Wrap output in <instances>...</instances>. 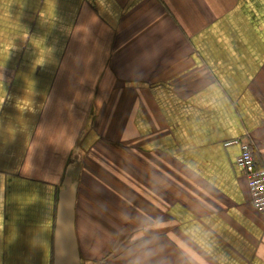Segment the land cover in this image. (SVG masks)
I'll use <instances>...</instances> for the list:
<instances>
[{"label": "crops", "instance_id": "crops-1", "mask_svg": "<svg viewBox=\"0 0 264 264\" xmlns=\"http://www.w3.org/2000/svg\"><path fill=\"white\" fill-rule=\"evenodd\" d=\"M0 100V264H55L70 172L83 264H264V0H0Z\"/></svg>", "mask_w": 264, "mask_h": 264}, {"label": "water", "instance_id": "water-1", "mask_svg": "<svg viewBox=\"0 0 264 264\" xmlns=\"http://www.w3.org/2000/svg\"><path fill=\"white\" fill-rule=\"evenodd\" d=\"M79 181L74 172L66 175L59 194L55 233V264H83L76 230Z\"/></svg>", "mask_w": 264, "mask_h": 264}, {"label": "built area", "instance_id": "built-area-1", "mask_svg": "<svg viewBox=\"0 0 264 264\" xmlns=\"http://www.w3.org/2000/svg\"><path fill=\"white\" fill-rule=\"evenodd\" d=\"M225 145L240 147L241 152L237 159V165L249 180L253 205L264 212V167L258 166L253 149L247 141L236 138L227 141Z\"/></svg>", "mask_w": 264, "mask_h": 264}, {"label": "rangeland", "instance_id": "rangeland-1", "mask_svg": "<svg viewBox=\"0 0 264 264\" xmlns=\"http://www.w3.org/2000/svg\"><path fill=\"white\" fill-rule=\"evenodd\" d=\"M82 150H83V148H82ZM79 154H81V157L83 158L84 157V155H85V153L82 151V152H78ZM99 165V163H97V166Z\"/></svg>", "mask_w": 264, "mask_h": 264}, {"label": "clouds", "instance_id": "clouds-1", "mask_svg": "<svg viewBox=\"0 0 264 264\" xmlns=\"http://www.w3.org/2000/svg\"><path fill=\"white\" fill-rule=\"evenodd\" d=\"M0 102H2V100H0Z\"/></svg>", "mask_w": 264, "mask_h": 264}, {"label": "trees", "instance_id": "trees-1", "mask_svg": "<svg viewBox=\"0 0 264 264\" xmlns=\"http://www.w3.org/2000/svg\"><path fill=\"white\" fill-rule=\"evenodd\" d=\"M259 166V165H258Z\"/></svg>", "mask_w": 264, "mask_h": 264}]
</instances>
